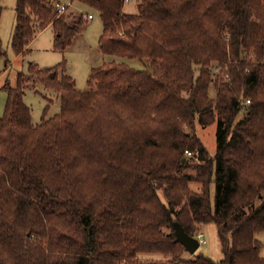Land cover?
I'll list each match as a JSON object with an SVG mask.
<instances>
[{
    "label": "trees",
    "instance_id": "obj_1",
    "mask_svg": "<svg viewBox=\"0 0 264 264\" xmlns=\"http://www.w3.org/2000/svg\"><path fill=\"white\" fill-rule=\"evenodd\" d=\"M76 1L100 14V52L143 68L113 60L79 90L65 62L31 64L5 86L0 264H264V0ZM55 4L17 1V55L48 27L58 51L80 35L83 14ZM37 84L60 112L35 125L24 97ZM214 123L210 155L193 130ZM176 222L194 237L214 223L223 258L184 259Z\"/></svg>",
    "mask_w": 264,
    "mask_h": 264
},
{
    "label": "rangeland",
    "instance_id": "obj_2",
    "mask_svg": "<svg viewBox=\"0 0 264 264\" xmlns=\"http://www.w3.org/2000/svg\"><path fill=\"white\" fill-rule=\"evenodd\" d=\"M17 1L1 0L0 3L3 9L0 22V35L6 52V56L0 58V117L5 115L8 101V91L5 89V86L9 83V86L15 87L19 74L29 73L31 64L38 65L40 69L48 70L65 62V72L75 79L79 90L88 89V79L93 67H99L113 60L118 62L127 61L133 67L143 68V64L137 60L103 55L100 52L99 39L103 32L100 14L96 9L81 4L76 0H47L53 4L60 2L70 5V8L66 12V15L70 18L78 19L84 13H90L94 16V19L90 21L84 19L85 25L81 29L80 35L66 51L62 52L55 49V32L52 27H49L33 41L28 53L18 56L12 47V36L17 18ZM134 4L133 1L127 3L125 10L133 11L135 8ZM6 62L8 63L7 65ZM57 74L60 80L63 69L61 68ZM210 96L212 98L216 97V90L213 86L210 89ZM24 100L31 108L32 121L35 125L42 122L45 113H47L48 117H52L60 112V100L56 92L47 89L41 84H37L34 88L27 90ZM185 129L192 131L189 127H185ZM193 132L202 141L210 155H215L217 148V123L208 126L196 124ZM190 172L193 173L194 171ZM190 187L195 191L201 190V184L199 183L192 182ZM199 233H201L200 235L205 240V243L201 244L196 254L191 255L186 252L183 258L196 259L199 255L203 254L215 261H220L223 258V252L216 225L214 223L204 225L199 230ZM259 238L264 244V233L259 235ZM161 258V256L149 255L140 257V260H158Z\"/></svg>",
    "mask_w": 264,
    "mask_h": 264
},
{
    "label": "water",
    "instance_id": "obj_3",
    "mask_svg": "<svg viewBox=\"0 0 264 264\" xmlns=\"http://www.w3.org/2000/svg\"><path fill=\"white\" fill-rule=\"evenodd\" d=\"M52 76H55V73H52ZM176 241L182 244L185 247L186 252L191 255L196 254L198 249L201 246V243L197 237L189 235L180 223L176 222L174 224Z\"/></svg>",
    "mask_w": 264,
    "mask_h": 264
},
{
    "label": "built area",
    "instance_id": "obj_4",
    "mask_svg": "<svg viewBox=\"0 0 264 264\" xmlns=\"http://www.w3.org/2000/svg\"><path fill=\"white\" fill-rule=\"evenodd\" d=\"M132 0H124V4L126 5L127 3L131 2ZM57 10H58V13L60 15L64 14L67 12L68 8H70V5H66V4H63V3H60V2H57L55 4ZM84 16V19L86 21H90L94 18V16L90 13H84L83 14ZM219 71V70H218ZM247 103H250V100H247ZM185 156L189 159H194L196 161H199V151L196 150V151H189V150H186L185 151ZM197 238L199 239L200 243L201 244H204L205 243V240L202 239L201 235L199 234L197 236ZM201 238V239H200Z\"/></svg>",
    "mask_w": 264,
    "mask_h": 264
},
{
    "label": "crops",
    "instance_id": "obj_5",
    "mask_svg": "<svg viewBox=\"0 0 264 264\" xmlns=\"http://www.w3.org/2000/svg\"><path fill=\"white\" fill-rule=\"evenodd\" d=\"M124 10H125V7H124ZM126 11V10H125ZM94 19V18H93ZM49 28V27H48ZM51 28V27H50ZM47 29V28H46ZM43 31H45V30H43ZM43 31H41L40 33H38V35L35 37V39L33 40V41H35L39 36H40V34L43 32ZM14 32V31H13ZM1 33V32H0ZM0 39L2 40V38H1V35H0ZM33 41H32V43H33ZM31 43V44H32ZM31 44H30V46H31ZM18 56H20V55H18ZM8 63L6 62V65H7Z\"/></svg>",
    "mask_w": 264,
    "mask_h": 264
}]
</instances>
